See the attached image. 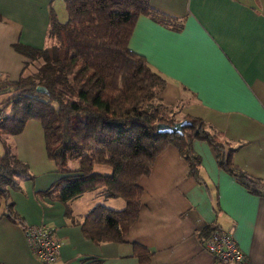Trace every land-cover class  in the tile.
<instances>
[{"label":"crops","instance_id":"obj_1","mask_svg":"<svg viewBox=\"0 0 264 264\" xmlns=\"http://www.w3.org/2000/svg\"><path fill=\"white\" fill-rule=\"evenodd\" d=\"M149 2L161 16H139L129 47L166 79L162 102L203 118L234 148V163L264 180V0ZM50 6L64 21V0H0V65H9L0 70L18 65L22 72L25 59L13 43L50 45ZM7 136L33 175L19 177V187L10 190L13 210L25 225L44 224L55 231L62 242L55 264H139L135 243L151 252L149 264H223L205 245L215 226L233 231L248 264H264V189L256 194L222 169L205 140L193 141L201 158L200 179L190 174L178 148L168 145L139 180L141 209L125 240L95 242L82 231L85 216L97 204L124 209L125 200L106 197L102 189L68 204L44 194L60 173L47 157L41 125L30 119L21 133ZM94 169L112 171L106 164ZM1 201L0 264H44L31 250L25 227L4 214Z\"/></svg>","mask_w":264,"mask_h":264},{"label":"trees","instance_id":"obj_2","mask_svg":"<svg viewBox=\"0 0 264 264\" xmlns=\"http://www.w3.org/2000/svg\"><path fill=\"white\" fill-rule=\"evenodd\" d=\"M67 19L60 21L50 6L47 37L50 45L34 47L13 43L24 57L18 78L4 79L0 87L11 88L3 101L7 115L0 123V205L5 215L26 227L13 210L10 190L19 177H32L2 135L21 133L30 119L41 123L47 157L60 177L44 194L67 203L88 191L102 189L106 197L123 198L124 209L94 206L82 223L84 235L95 242H122L138 218L143 188L141 177L149 175L156 157L175 145L188 160L190 174L200 179V156L194 140L207 141L216 152L219 166L258 194L264 180L242 171L233 161V147L205 120L186 115L183 133L159 132L158 124L179 121L173 108L162 102L166 79L147 59L129 47L139 16L161 15L149 0H64ZM39 67L23 75L29 65ZM156 100V101H155ZM76 167H71L72 161ZM106 164L111 173L96 172ZM211 231V229H210ZM139 264H149L151 252L135 243Z\"/></svg>","mask_w":264,"mask_h":264},{"label":"built area","instance_id":"obj_3","mask_svg":"<svg viewBox=\"0 0 264 264\" xmlns=\"http://www.w3.org/2000/svg\"><path fill=\"white\" fill-rule=\"evenodd\" d=\"M0 73V83L3 79ZM7 109L0 97V123L5 120ZM27 241L33 253L44 264H55L58 261L62 242L55 231L47 225H26ZM207 250L223 264H248L244 250L239 246L232 230L215 226L205 241Z\"/></svg>","mask_w":264,"mask_h":264},{"label":"rangeland","instance_id":"obj_4","mask_svg":"<svg viewBox=\"0 0 264 264\" xmlns=\"http://www.w3.org/2000/svg\"><path fill=\"white\" fill-rule=\"evenodd\" d=\"M65 13H66V11H65ZM66 19H67V16L65 15V20ZM50 43L51 42L49 40V44ZM2 45L4 46V42L2 43ZM2 55L5 57V54H2ZM41 63H42V60H39V61H36L34 63V65H29L28 68L25 69V71H23V75L33 72L34 70H36L39 67V64H41ZM6 66H9V65H0V67H6ZM18 68H19L18 65H12L10 71L8 70L9 72L8 71H4L5 69H1L0 70V73H2L3 74V77H4L2 79V81L4 79H7V74L8 75H11L12 77H14L13 79L18 78L20 76V74H21L20 73V70ZM11 92H12V89L11 88H7V87L3 88V87H0V97L2 98L3 101H4V99L6 97H9V95L11 94ZM173 113H176V118L179 119V121L186 120L185 119L186 114H184V113L183 114L182 113L180 114V113H178L177 111H174V110H173ZM37 122H39V121L37 120ZM39 124L41 125L40 122H39ZM41 131H42V126H41ZM6 136H7L6 134L2 135V139L5 138L8 143H11L12 144L13 143V138L11 136H9V137L8 136L6 137ZM3 151H4L3 143L0 140V153H3ZM71 163L76 164L77 161L74 160Z\"/></svg>","mask_w":264,"mask_h":264},{"label":"water","instance_id":"obj_5","mask_svg":"<svg viewBox=\"0 0 264 264\" xmlns=\"http://www.w3.org/2000/svg\"><path fill=\"white\" fill-rule=\"evenodd\" d=\"M187 123V120H181L176 122L173 125L160 123L158 124L159 132H168V133H183V126Z\"/></svg>","mask_w":264,"mask_h":264}]
</instances>
